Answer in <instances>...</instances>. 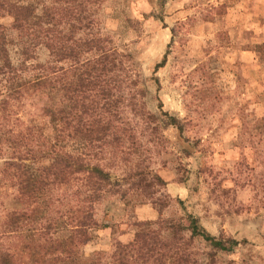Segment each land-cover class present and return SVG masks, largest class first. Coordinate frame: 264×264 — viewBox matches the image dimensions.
I'll list each match as a JSON object with an SVG mask.
<instances>
[{
    "label": "rangeland",
    "instance_id": "obj_1",
    "mask_svg": "<svg viewBox=\"0 0 264 264\" xmlns=\"http://www.w3.org/2000/svg\"><path fill=\"white\" fill-rule=\"evenodd\" d=\"M39 1L51 5L55 0ZM59 1L65 10L72 8L69 0ZM95 1L96 30L109 51L104 56L118 63L120 84L110 107L118 110L113 125L124 135L120 142L109 137L104 147L69 146L109 174L107 192L94 205L97 226L84 243L78 238L74 246L64 243L69 246L60 247L57 261L46 251L49 245L37 247L27 237L37 204L21 195V172H5L13 151L0 146V247L16 264H106L119 245L149 229L148 248H179L190 254L188 264H264V0ZM12 22L0 10L15 64L19 47ZM31 57L35 65L51 61L44 47ZM71 64L65 58L57 64L55 101L66 110L69 91L79 88ZM35 73H27L25 81ZM21 101L7 112L3 133L14 136L32 128L53 139L42 110L51 105L49 92L30 87ZM81 124L73 126L81 129ZM39 157L23 161L32 174L40 175L49 164ZM74 187L69 184L62 193L71 195ZM12 213L30 214L24 229L7 226ZM74 218L72 211L64 212L58 222L70 229ZM188 218L227 248L231 241L236 244L223 251L190 237ZM67 229L60 240H69ZM158 233L162 239H155Z\"/></svg>",
    "mask_w": 264,
    "mask_h": 264
},
{
    "label": "trees",
    "instance_id": "obj_2",
    "mask_svg": "<svg viewBox=\"0 0 264 264\" xmlns=\"http://www.w3.org/2000/svg\"><path fill=\"white\" fill-rule=\"evenodd\" d=\"M24 1L25 4L17 0L0 3V10H5L13 20L10 31L15 34L19 47V59L14 64L8 53V45L12 41L6 34L7 29L0 24V146L13 151L12 159L9 158L5 163V172L11 168L16 174L21 172L24 180L19 183L20 193L23 197L35 200L37 204L30 212L36 218L31 221V227H28L27 237L37 247L49 245L46 251L57 261L60 247L69 246L64 243L73 241L70 246H74L76 238L79 244L84 243L89 230L97 226L94 205L107 192L106 182L109 179V174L104 169L88 163L83 159L84 154L73 152L74 149H69V146L81 145L83 149H89L93 143L104 147L109 137H114V142L124 139L118 127L113 125V118L118 110L110 107L115 101L113 97L120 84L115 76L118 63L115 60L109 61L104 56L109 51L103 49V40L96 30L95 0H69L72 8L68 10L58 6L59 0L51 5L40 4L39 0H22ZM39 47L47 49L51 61L43 65L31 63V56ZM87 53H95V56L92 59H81V54ZM62 58L71 60L73 72L79 74V88L69 91L72 95L67 97L71 103L70 111L59 107L60 101H55L60 92V69L57 64ZM31 71L36 73L32 79L25 81V75ZM30 87L49 92L51 105L45 104L42 110L49 118L55 134L53 139L41 138L32 128H25L14 136L11 132H6L11 138L3 133L7 112L15 104L22 103L23 91ZM74 92H77L76 97ZM78 120L82 123L81 129L73 126ZM36 154L40 155L39 158H46L49 163L41 169L40 175L32 174L23 163L25 157L29 155L32 159ZM69 184L75 187L71 195L65 196L62 189ZM71 211L75 215V224L70 229L61 227L59 219L64 217V212ZM27 213H12L7 226L15 228V224H20L21 229H24L30 215ZM187 222L190 237H201L214 248L226 251L236 244L231 241L227 248L222 241L215 240L203 231L195 219L188 218ZM63 229L70 230L69 240L59 239ZM16 231L13 229L8 233ZM151 234L149 229L138 232L132 243L119 245L116 255L112 257L113 261L106 264L190 263V254H184L179 248H171L166 252L148 248ZM155 239H162L161 233ZM0 264H16L13 254L1 247ZM94 264L102 263L95 261Z\"/></svg>",
    "mask_w": 264,
    "mask_h": 264
}]
</instances>
